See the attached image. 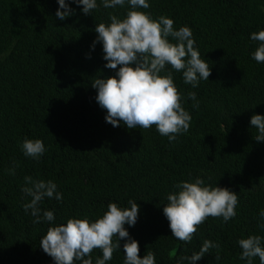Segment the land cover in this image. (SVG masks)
<instances>
[{"label": "trees", "instance_id": "trees-1", "mask_svg": "<svg viewBox=\"0 0 264 264\" xmlns=\"http://www.w3.org/2000/svg\"><path fill=\"white\" fill-rule=\"evenodd\" d=\"M65 2L74 14L60 20L58 0H0V264H55L40 246L49 227L69 218L95 222L110 202L124 209L129 200L139 214L125 228L141 258L150 251L156 264H178L211 240L220 245V260L210 249L195 264H247L239 259L238 240L259 235L264 247V142L255 140L258 130L250 124L254 114L264 115V63L252 59L259 42L250 39L264 30V0H148L150 7L140 9L154 20L173 19L176 30L190 27L211 69L209 81L195 88L170 66L161 73L172 71L192 117L189 131L171 142L155 126L113 127L96 101L92 83L115 76L119 66L105 67L101 42L93 48L95 27L110 24L109 13L125 18L130 5L104 9L97 0L98 8L85 15L83 5ZM25 139L43 141L39 160L24 155ZM26 176L56 183L63 200L45 198L40 205L54 221L34 224L24 211ZM196 177L237 193V215L226 223L209 217L191 243H183L173 237L163 208L179 191L176 184ZM125 242L106 264H124ZM97 258L99 249L93 264ZM252 264H260L259 257Z\"/></svg>", "mask_w": 264, "mask_h": 264}, {"label": "clouds", "instance_id": "clouds-1", "mask_svg": "<svg viewBox=\"0 0 264 264\" xmlns=\"http://www.w3.org/2000/svg\"><path fill=\"white\" fill-rule=\"evenodd\" d=\"M72 2L83 5L85 15L98 8L97 0ZM126 2L131 10L127 11L125 18L109 13L111 23H99L95 27L97 37L93 48L101 42L103 58L107 61L105 67L117 69L119 66L115 76L97 78L92 83L97 90L96 101L107 111L105 120L113 127L119 126L120 122L129 129L155 126L159 134L167 136L171 142L189 131L192 117L182 107V96L174 83L172 71H167L166 75L161 73L166 71V66H170L175 72H182L185 84L195 88L201 80L209 81L211 69L201 58L190 27L182 26L176 30L171 18L160 16L158 20L152 19L150 13L140 10L150 7L148 0H102V7H124ZM58 4L56 16L60 20L74 14L65 0H58ZM169 37L175 43L170 42ZM250 39L259 42L252 59L264 63V30L252 33ZM188 99L196 101L193 107L199 108L195 92H189ZM250 124L258 130L255 140L264 142V115L254 114ZM21 148L25 156L36 160L46 150L40 139H25ZM8 171L15 174L14 169ZM24 179L26 186L22 191L30 197V201L23 204L24 211H30L35 218L34 224L54 221V213L48 210L42 213L40 205L45 198L63 200L62 194L57 192L56 183L34 180L31 176ZM175 187L179 191L167 196L168 203L163 208V214L169 221L173 237L183 243H191L199 226L209 217H222L226 223L237 215L238 194L227 188L205 185L199 177L194 182L182 181ZM128 204L130 208L121 209L110 202L107 211L95 222L87 218H69L66 224L51 226L42 237L40 246L55 264H93L95 249L102 251V258H97L95 264H106L113 258L114 251L120 248L119 241L124 239V264H156L153 252L149 251L143 258L139 256V244L125 228V224L134 226L139 214L136 201L129 200ZM260 216L264 219V210H261ZM261 239L259 235L239 239L237 243L242 249L239 259L252 264L253 258L259 257L260 264H264ZM210 249L217 250L216 260L219 261V243L205 240L199 252L181 256L178 264L185 260L188 264H195Z\"/></svg>", "mask_w": 264, "mask_h": 264}]
</instances>
